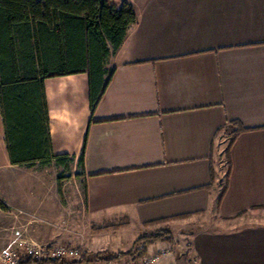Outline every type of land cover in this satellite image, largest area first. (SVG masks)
Returning a JSON list of instances; mask_svg holds the SVG:
<instances>
[{
	"label": "crops",
	"instance_id": "1",
	"mask_svg": "<svg viewBox=\"0 0 264 264\" xmlns=\"http://www.w3.org/2000/svg\"><path fill=\"white\" fill-rule=\"evenodd\" d=\"M124 1L137 21L105 64L96 108L87 73L45 81L53 152L77 163L87 136L94 222L159 228L215 215L173 264H264V215L252 214L264 213V0ZM234 120L248 130L220 198V135Z\"/></svg>",
	"mask_w": 264,
	"mask_h": 264
},
{
	"label": "trees",
	"instance_id": "2",
	"mask_svg": "<svg viewBox=\"0 0 264 264\" xmlns=\"http://www.w3.org/2000/svg\"><path fill=\"white\" fill-rule=\"evenodd\" d=\"M136 21L134 7L124 0H0V114L11 164L74 162V156L53 152L45 81L87 73L94 110L109 83L105 64L123 45ZM226 130L230 139L229 177L230 149L248 128L234 120ZM86 141L87 136L77 161L81 168L79 176L84 174ZM225 189L226 186L220 198ZM0 206L4 207L1 199ZM159 239L172 241V236L157 232L139 237L136 244L141 246L127 255L137 253L136 257H143L147 245ZM124 255L86 252L80 260H37L22 253L17 264L111 263Z\"/></svg>",
	"mask_w": 264,
	"mask_h": 264
},
{
	"label": "rangeland",
	"instance_id": "3",
	"mask_svg": "<svg viewBox=\"0 0 264 264\" xmlns=\"http://www.w3.org/2000/svg\"><path fill=\"white\" fill-rule=\"evenodd\" d=\"M219 171L221 188L228 181L229 135H220ZM81 168L75 162L67 165L52 160L49 164L35 163L13 165L7 158L4 128L0 114V252L18 248L22 242L36 241L45 245L75 247L81 253L104 252L113 256L125 253L111 263L100 261L94 264H139L143 257L161 255L158 264H173L172 258H186L191 236L205 227H217V217L208 220L183 219L171 225L158 227H134L129 223L94 222L85 212V190ZM61 187V189H60ZM256 218L264 215L256 210ZM112 224L111 226H109ZM157 232H168L172 241L156 240L147 245L145 256L136 257L127 253L141 246L139 237Z\"/></svg>",
	"mask_w": 264,
	"mask_h": 264
},
{
	"label": "built area",
	"instance_id": "4",
	"mask_svg": "<svg viewBox=\"0 0 264 264\" xmlns=\"http://www.w3.org/2000/svg\"><path fill=\"white\" fill-rule=\"evenodd\" d=\"M22 253L37 259L66 258L80 260L82 253L78 248L62 245H45L36 241L22 242L18 248L0 252V264H17ZM161 255L143 257L139 264H158Z\"/></svg>",
	"mask_w": 264,
	"mask_h": 264
}]
</instances>
